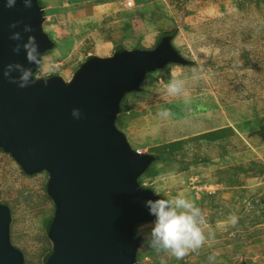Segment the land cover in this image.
I'll return each mask as SVG.
<instances>
[{"label": "rangeland", "instance_id": "374dc122", "mask_svg": "<svg viewBox=\"0 0 264 264\" xmlns=\"http://www.w3.org/2000/svg\"><path fill=\"white\" fill-rule=\"evenodd\" d=\"M135 1L132 19L102 8L95 11L98 21L84 23L67 17L73 3L69 0H56L64 7L58 4L52 12L46 6V26L56 25L54 33H45L56 47L34 78L64 71L72 81L91 59H108L121 49L155 50L177 28L172 43L189 65H169L147 75L140 93L123 98L127 112L116 126L125 131L133 150L154 160L139 185L159 197L183 194L193 200L203 210L205 235L214 232L215 238L180 260L146 245L150 250L143 248L141 254L149 261L144 264H160L161 257L167 264H210L213 254L211 264H264V0ZM108 11L112 13L104 17ZM74 15L81 18V10ZM118 19L123 22L115 24ZM55 58L59 65L44 69ZM173 76L184 80L187 103L183 96L168 95ZM162 108L169 110L168 117L158 114ZM227 127L241 135L219 143H192L165 157L150 151ZM33 198L34 205L29 201ZM0 205L12 213L11 241L25 264H44L53 248L48 226L55 214L49 175L28 176L10 155L0 153ZM233 213L239 217L236 225L228 221Z\"/></svg>", "mask_w": 264, "mask_h": 264}, {"label": "water", "instance_id": "95a60500", "mask_svg": "<svg viewBox=\"0 0 264 264\" xmlns=\"http://www.w3.org/2000/svg\"><path fill=\"white\" fill-rule=\"evenodd\" d=\"M45 15L37 0L31 8L22 0L12 8L0 0V152L28 175H49L55 214L44 264H138L142 238L135 226L154 219L144 202L160 197L138 182L151 158L133 150L116 123L123 98L139 93L147 75L189 62L167 40L155 50L87 62L71 83L50 76L19 89L3 77L4 67L36 66L23 48L12 52L17 42L9 36L20 31L22 44L35 35L41 53L53 51L55 43L41 28ZM14 21L23 23L10 29ZM24 24L34 31L24 33ZM74 108L82 112L79 120ZM11 221V211L0 205V264H25L11 241Z\"/></svg>", "mask_w": 264, "mask_h": 264}, {"label": "clouds", "instance_id": "9594fccd", "mask_svg": "<svg viewBox=\"0 0 264 264\" xmlns=\"http://www.w3.org/2000/svg\"><path fill=\"white\" fill-rule=\"evenodd\" d=\"M16 3L17 0H6V6L9 8L14 7ZM22 3L25 8H31L33 0H22ZM21 23L23 21H14L9 25V28L16 29ZM41 28L44 32V22L41 24ZM33 31L31 24H24V33H32ZM9 39L17 42L12 47L13 53L19 54L23 48L28 64L35 65L36 70L43 67V53L39 51V44L35 35H29L27 40L21 44L19 43L22 40L21 32L13 31ZM13 73H18V75H13ZM2 75L7 78L10 84L16 85L19 89L30 87L38 81V77L34 78L33 69L25 67L20 62L8 63L4 67ZM193 78H199L196 68L193 69ZM45 85H47V80H45ZM166 90L168 95L183 96L185 103L188 102V94L185 91L183 79L173 76L168 82ZM71 114L77 120L82 116L79 108L72 109ZM158 114L161 117H168L170 112L162 108ZM141 187L146 189L145 186ZM154 195L160 196L155 190ZM144 204L154 219L146 225L139 226L136 236L142 237L143 245H147L157 253L162 252L180 260L190 252H197L204 246L206 241L214 240L215 238L214 232H209L207 236L205 235L206 219L201 207L183 194H178L172 198L147 199ZM228 221L232 225H236L239 217L235 213L230 214ZM145 227L150 229L147 233L143 231ZM214 259V254L209 256L210 264ZM160 264H167L163 257H161Z\"/></svg>", "mask_w": 264, "mask_h": 264}, {"label": "crops", "instance_id": "0c3cea01", "mask_svg": "<svg viewBox=\"0 0 264 264\" xmlns=\"http://www.w3.org/2000/svg\"><path fill=\"white\" fill-rule=\"evenodd\" d=\"M43 1V0H42ZM70 2H73L72 4H71V10L68 12V14H67V17L68 18H71L72 20H74V21H79V23H84V22H87V21H91L90 19H97V18H94V17H96V16H99L98 15V12H96L95 13V11L96 10H99V9H102V8H110L111 10H112V12L113 11H115L121 18H124V19H126L127 17L130 19H132V18H134V16H132V12H131V9L133 8H126V3H127V1H131V0H115V2H114V0H89V1H85V0H69ZM92 1V2H91ZM91 2V3H90ZM107 2H109V4L107 3ZM111 2V3H110ZM134 2H136L135 0H133V3ZM44 3V9H45V7L47 6V10H50L49 12H52V11H55V8H49L48 7V5L46 4V2H43ZM61 6H63L64 7V5H61ZM66 6H68L67 4H66ZM120 6V7H119ZM62 7V9H61V12L62 11H64V8ZM86 7V8H85ZM94 9V11L93 12H91V10H93ZM78 10H81V18H77V16L78 15H74V12L75 11H78ZM118 11H121V12H118ZM109 12V14L107 15V16H104V17H108L112 12L111 11H108ZM45 13L47 14V12H46V10H45ZM85 13H88V14H86L85 15ZM59 14V13H58ZM55 16V15H54ZM92 21H94V20H92ZM96 21H98V19L96 20ZM118 22H123L122 20H120V19H118L117 21H115L114 23L116 24V23H118ZM46 20H45V23H44V32H46L47 33V31H46V28H45V26H46ZM56 25V24H55ZM55 25H52V27L54 28L55 27ZM52 28V29H53ZM48 34V33H47ZM122 37H125V33H124V35H120V36H117V39H115V41L117 40V41H119V39L120 38H122ZM51 39V38H50ZM52 40V39H51ZM53 41V40H52ZM110 46H112V43H109L108 45H107V47H110ZM56 51H58V50H56ZM112 58V57H111ZM43 59H44V61L46 60V59H48V56L46 55V56H44L43 57ZM57 59L58 58H55V60H53V61H51V64H46L45 66H44V69L45 68H47V69H49V70H51V71H53V66L54 67H56V66H58L59 64L57 63L58 61H57ZM53 63V64H52ZM39 70V69H38ZM38 72V71H37ZM58 75V77H61L66 83H70V81L71 80H67L68 79V77L67 76H65L66 75V72H64L63 71V75H61L60 74V71H59V74H57ZM57 75H52V76H57ZM64 76V77H63ZM75 77V76H74ZM74 77H73V79H74ZM72 79V80H73ZM72 82V81H71ZM128 103V102H127ZM126 104V103H125ZM123 107V113H121L120 114V116L118 117V121H119V119L120 118H122L123 117V115L127 112L126 111V108H127V104L126 105H123L122 106ZM118 123V122H117ZM116 123V124H117ZM127 124V123H126ZM227 128H229V127H227ZM233 128V130L234 131H231V130H229V129H226V128H224V129H221V130H217V131H219V132H217V135H219L220 137H225L224 139H222V140H220V141H218V142H216V143H219V142H224V141H228V140H230V139H233L237 134H239V132L234 128V127H232ZM123 133L125 132V131H122ZM235 133V135H234V133ZM1 153H3V152H1ZM160 198H162V197H160ZM142 238V237H141ZM143 248H146L148 251L150 250L148 247H146V245H143V240H142V246H141V248H140V250H139V253H142V250H143ZM142 255H145V254H142ZM151 261V260H150Z\"/></svg>", "mask_w": 264, "mask_h": 264}, {"label": "trees", "instance_id": "16d2710c", "mask_svg": "<svg viewBox=\"0 0 264 264\" xmlns=\"http://www.w3.org/2000/svg\"><path fill=\"white\" fill-rule=\"evenodd\" d=\"M37 1H38V3H39L41 6H43V8H44V4L41 2V0H37ZM177 33H178V29L176 28V29H174V30L172 31V35L170 36V38H169L168 40H169V41H170V40L172 41L173 38L177 35ZM55 47H56V46H55ZM157 48H158V47H157ZM157 48H156V49H157ZM145 51H147V50L136 51V52H145ZM50 52H51V51H47V52L43 53V57L46 56V55H49ZM125 53H127V51L124 50V49L117 50V51H116V54H115L114 57H119V56H121V55H123V54H125ZM93 60H94V59H91V61H93ZM37 71H38V69L34 71V74H36ZM156 73H158V72H156ZM153 74H154V73H153ZM144 85H145V84H143L142 87H143ZM140 92H141V90H140ZM140 92H139V93H140ZM121 113H123V109L121 110ZM226 129H229V130H231V131H234L232 127H229V128H226ZM217 132H219V131H215V132H211V133H207V134H202V135H199V136L194 137V138H192V139L182 140L181 142H177V143H170V144H167V145H164V146H159V147H156V148H152L150 151H151V153H155V154H157L158 156H161V157H165V156H167V155H174L175 153L181 151L183 146L190 145V144H192V143H202V142H205V141H207V142H211V143H216V142H218V141H220V140H222V139L225 138V137H220L219 135H217ZM233 133H234V132H233ZM234 135H235V133H234ZM177 146H178V148H177ZM180 147H181V148H180ZM0 153H1V152H0ZM3 153H4V152H3ZM153 161H154V160L151 159V163H152ZM151 163H150L149 165H151ZM25 174H26V173H25ZM26 175H28V174H26ZM143 175H145V172H143V173L140 175V178H141ZM28 176H31V175H28ZM140 178H139V179H140ZM1 206H2L3 208H7V209H8L7 206H4V205H1ZM142 224H147V223H142ZM140 225H141V224L136 225V226H135V230H136L137 227L140 226ZM50 226H51V224L49 223V226H48V233H49V230H50ZM141 245H142V239H141Z\"/></svg>", "mask_w": 264, "mask_h": 264}, {"label": "bare ground", "instance_id": "6f19581e", "mask_svg": "<svg viewBox=\"0 0 264 264\" xmlns=\"http://www.w3.org/2000/svg\"><path fill=\"white\" fill-rule=\"evenodd\" d=\"M63 1H65V0H60V2H63ZM45 2H46V4L48 5V7L49 8H55V7H59V5H61L60 3H58L57 4V2H56V0H45ZM128 2H130L131 3V6H127V3ZM127 3H126V8H131V7H133V2H132V0L131 1H127ZM45 28H46V31H47V33L49 34H52V33H54L53 31H52V25L51 26H49V27H47V26H45ZM68 74L66 73V76H67ZM239 134L241 135V133L239 132ZM17 187H15V189H16ZM34 189H36V187H33L30 191H29V189H28V191L26 190H24L25 191V193H26V196H30V193H32V191L34 190ZM38 195V194H37ZM32 196L33 197H35L36 196V194H32ZM36 199L37 198H33V199H31V200H29V201H31L32 203L33 202H36ZM32 205H34V203L32 204ZM26 206L28 207V204L26 203Z\"/></svg>", "mask_w": 264, "mask_h": 264}, {"label": "built area", "instance_id": "2783aa9c", "mask_svg": "<svg viewBox=\"0 0 264 264\" xmlns=\"http://www.w3.org/2000/svg\"><path fill=\"white\" fill-rule=\"evenodd\" d=\"M127 6H131V3L128 2L127 3ZM138 264H144L146 263L147 261H149V258L145 255H142L141 253L138 254Z\"/></svg>", "mask_w": 264, "mask_h": 264}]
</instances>
